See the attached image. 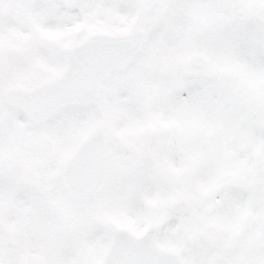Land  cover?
Listing matches in <instances>:
<instances>
[{
  "label": "snow or ice",
  "instance_id": "obj_1",
  "mask_svg": "<svg viewBox=\"0 0 264 264\" xmlns=\"http://www.w3.org/2000/svg\"><path fill=\"white\" fill-rule=\"evenodd\" d=\"M0 264H264V0H0Z\"/></svg>",
  "mask_w": 264,
  "mask_h": 264
}]
</instances>
